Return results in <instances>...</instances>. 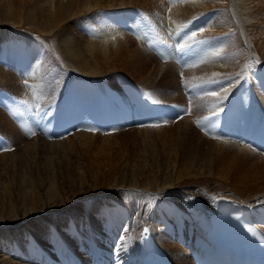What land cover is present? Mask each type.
<instances>
[{"label": "bare ground", "instance_id": "obj_1", "mask_svg": "<svg viewBox=\"0 0 264 264\" xmlns=\"http://www.w3.org/2000/svg\"><path fill=\"white\" fill-rule=\"evenodd\" d=\"M81 1L45 0L24 14L22 23L39 33L57 36L66 63L75 65L84 74L107 76L119 68L124 70L125 65L137 72L138 80L145 85L164 82L166 86L152 88L154 97L164 101L157 118H163V124L155 122L159 127L144 128L146 125L140 123L148 116L147 112L136 110L141 128L132 130L158 132L159 138L165 141L167 167L161 180L159 175L148 185L125 184L122 192L113 195L127 212L120 204L107 207L111 199L107 193L116 186L112 181L71 198L56 194L41 201L39 206H23L20 213L12 207L0 212V247H9L6 251L9 256L0 255V264H142L138 255L139 236L146 226L153 228L158 242L177 264H196L210 248L208 220L224 212L231 201L249 204L251 218L264 229V151L260 147L259 132L264 121V0L174 1L173 24L168 25L174 28H178L181 14L191 15L194 11L202 18L219 6L216 14L201 19L194 37L186 31L184 37L178 35L183 38H180L181 45L186 38L201 43H198L200 48L188 55L189 59L194 58L193 63L188 59L191 65L183 70L172 61L159 62L141 40L134 41L122 31L100 32L101 35L89 32L88 38L78 34L72 24L79 18L74 16L77 6L82 7ZM90 1L87 0L92 4ZM108 1L112 7L138 4L147 7L161 0H119L116 4L114 0ZM5 9V15H11L6 4ZM215 17L219 18L217 24L213 21ZM233 27L235 30H230ZM176 30L177 35L182 29ZM220 34L235 38L234 44L222 43L220 47L204 44L206 39ZM206 35L210 37L204 40L201 36ZM215 42L216 39L211 43ZM41 66L37 63V73ZM37 77L42 78V74ZM4 79L0 73V81ZM13 79L2 82L12 83ZM56 89L53 94L48 86L45 97L53 94L55 98ZM223 89H228L227 94ZM212 92L219 95L212 96L209 94ZM179 114H183L181 120H172ZM83 136L94 135L80 133L75 139ZM93 196L97 200L94 210L89 211L91 223L87 224L76 200ZM170 200L178 202L179 208L173 207ZM56 223L60 226L59 232ZM12 227L17 229L10 233Z\"/></svg>", "mask_w": 264, "mask_h": 264}, {"label": "rangeland", "instance_id": "obj_2", "mask_svg": "<svg viewBox=\"0 0 264 264\" xmlns=\"http://www.w3.org/2000/svg\"><path fill=\"white\" fill-rule=\"evenodd\" d=\"M44 1L0 0V73L5 76L2 81L14 78L12 83L0 81V212L12 207L20 213L25 205L39 206L41 201L56 194L71 198L74 194L92 190L95 186H104L110 181L116 186L115 190L107 193V197L111 198L107 207L120 204L121 209L127 212L124 205L113 195L122 192V186L125 184L148 185L159 175L161 180L167 167L165 141L159 138L158 132L132 130L140 129L141 125L134 124V115L130 112L134 111V100L142 95L145 100L140 101L143 104L141 108L148 115L153 114L155 106H162L164 101L154 97L152 88L166 85L162 84L164 82H159L156 86L145 85V82L138 80L137 72L125 65L124 70L119 68L114 74L92 77L79 71L75 65L67 64L57 36L39 33L30 29L28 24L22 23V16ZM174 1L176 3L179 0H161L159 4L154 3L147 7L140 4L112 7L108 0H91L92 4L82 0V7L77 6L75 10L74 17L79 18L73 21L72 26L85 38L90 36L89 32L101 35L100 32L109 34L122 31L124 36L131 35L134 41L141 40L140 43L159 62L172 61L183 70L193 63L194 58L189 59L191 51L201 47V43L199 40L186 38L182 44L186 46L182 50L181 37L178 38V35L182 34L184 37L186 34L191 36L196 33L195 27L201 19L209 14H216L219 6L214 4V7L217 6L215 11H208L209 14H203L202 18L194 11L191 15L181 14L183 21L179 22L178 28H169L168 25L173 24L174 19L171 8ZM116 3L120 1L114 0V4ZM5 4L11 15H5ZM194 8L196 10V7ZM184 21L186 22L183 23ZM213 21L217 24L219 18L215 17ZM179 28L182 30H178L180 32L176 35V29ZM232 29L235 30L234 27L230 30ZM139 35L141 38L138 39ZM201 37L205 40L210 36ZM188 39L191 42L186 44ZM210 39L203 41L210 47H220L222 43L226 46L233 45L236 40L228 34H220ZM215 39L216 42L211 43ZM158 48H161L160 51ZM240 48L243 49V45ZM187 55L190 64L188 59L183 58ZM37 63L43 65L38 69V73ZM118 67L122 65L118 64ZM252 67L250 63L249 68ZM146 69L150 75L149 69ZM43 71L45 73H42ZM37 74H42V78L38 79ZM59 82L62 86L57 85ZM127 82L134 85L133 90ZM48 86L53 89V94L57 88L55 98L53 94L45 97ZM186 95L191 97L189 93ZM115 109L125 112V117L132 114V119L127 118L121 123L112 118L111 111ZM182 115H176L175 118L171 116L170 120H181ZM135 117L137 118V115ZM155 117L154 125L163 121L162 116V120L157 119L158 113ZM93 127L96 128L92 129ZM148 127H151L150 124L144 128ZM80 133L94 136L75 139V135ZM170 153L173 154V151ZM96 200L94 196L76 200L81 206L79 210H82V213L78 210L80 215L85 216L83 219L86 218L89 222L92 219L89 211L94 210ZM56 225L60 230L59 224ZM16 229L17 227H12L9 231L13 233ZM15 235L18 236L17 233ZM0 249V255L9 256L6 252L9 247L4 245ZM15 259L22 262L19 258Z\"/></svg>", "mask_w": 264, "mask_h": 264}, {"label": "snow or ice", "instance_id": "obj_3", "mask_svg": "<svg viewBox=\"0 0 264 264\" xmlns=\"http://www.w3.org/2000/svg\"><path fill=\"white\" fill-rule=\"evenodd\" d=\"M193 35V37L196 35V33H193L192 34ZM185 46L184 45H180V48L181 49H183ZM212 55H218V53H212ZM214 76L215 75H218V74H216V73H214L213 74ZM223 92L225 93V94H227V92H228V89H223ZM210 95H212V96H217V95H219L218 93H216V92H212V93H209ZM221 99H223V97L221 96L220 97ZM181 119L183 118L182 116L180 117ZM151 127H159V125H150ZM199 126V125H198ZM146 231V230H145Z\"/></svg>", "mask_w": 264, "mask_h": 264}]
</instances>
